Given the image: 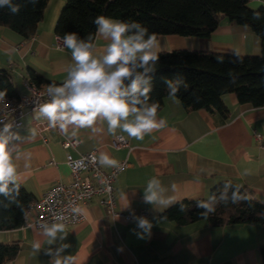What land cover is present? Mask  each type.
<instances>
[{
    "label": "crops",
    "instance_id": "0c3cea01",
    "mask_svg": "<svg viewBox=\"0 0 264 264\" xmlns=\"http://www.w3.org/2000/svg\"><path fill=\"white\" fill-rule=\"evenodd\" d=\"M64 2L48 1L36 33L26 41L0 26V70L10 74L19 96L26 93L23 83L29 70L46 82L61 84L72 64L68 49L55 48L54 27ZM248 6L264 7V0H250ZM157 40L158 53L173 50L241 56L261 53V43L251 29L225 18L206 39L159 36ZM95 42L94 55L100 56L106 42L100 37ZM222 100L227 108L225 116L186 111L177 99L166 98L158 110V119H164L165 125L145 135L143 140L130 138L120 130L115 135L109 134L102 119L94 130L78 129L75 130L78 135L70 138L62 132L41 128L39 114L26 113L21 125L9 135L18 183L33 196V202L56 184L71 180L65 162L67 155L78 157L93 151L99 160L101 153H107L118 163L127 164L113 181L115 211L126 214L144 210L153 226L150 236L138 238L136 232L141 230L133 219L126 221L121 216L109 215L100 204L103 195L94 196L80 206L83 220L65 225V233H58L52 243L44 235V228L29 226L25 221L19 228L0 231V243H16L19 247L15 258L4 264H55L57 259L63 264L66 256H73L74 264H262L261 226L214 228L204 220L179 225L162 217L169 207L143 200L147 181L157 177L160 180L157 191L162 197L171 198L173 204L184 199H206L210 190L225 180L244 187L264 203V107L241 105L233 94L224 95ZM68 131L71 134L74 129L69 127ZM255 134L261 140H256ZM119 135L127 141L126 147L114 144ZM73 139L79 140L76 147L63 148L64 140ZM100 167L105 171L112 168ZM245 170L250 175H243ZM32 216L29 212V217ZM34 243L40 245L37 252L33 251ZM63 245L69 247L61 251Z\"/></svg>",
    "mask_w": 264,
    "mask_h": 264
},
{
    "label": "trees",
    "instance_id": "16d2710c",
    "mask_svg": "<svg viewBox=\"0 0 264 264\" xmlns=\"http://www.w3.org/2000/svg\"><path fill=\"white\" fill-rule=\"evenodd\" d=\"M49 0H13L20 4L18 14H12L7 7L0 8V26L17 33L26 41L34 36L42 21ZM250 0H65L56 20L54 33L62 38L65 32H76L80 38L95 34L93 19L98 15L135 20L159 36H179L206 39L225 18L240 26H246L261 43L258 56L205 53L201 51L173 50L159 52V62L153 73H149L151 91L147 103H159L169 98L164 79L182 76L186 87L180 85L175 99L186 111H207L225 116L227 108L222 97L233 94L241 105L254 108L264 107V7L251 9ZM259 14V19L255 15ZM139 70V69H138ZM27 83L40 86L46 82L33 70H29ZM0 93L17 100L10 74L0 70ZM143 99V98H142ZM158 109V110H159ZM228 185V187H225ZM10 187H12L10 185ZM239 189L241 195L250 200L231 202L232 192ZM227 194L228 202L220 200ZM215 201H211V197ZM34 201L33 196L22 186L19 194L9 197L0 195V231L13 230L22 226L24 213ZM198 201L212 203L216 211L207 217L200 215L205 210L196 207ZM187 206L180 212L179 206ZM162 217L179 225H187L200 220L214 228L224 226L259 225L264 230V203L256 200L251 193L232 181L225 180L215 185L206 199L176 202L166 209ZM19 250L16 243H0V264L15 258ZM261 263L264 264V245L259 249Z\"/></svg>",
    "mask_w": 264,
    "mask_h": 264
},
{
    "label": "clouds",
    "instance_id": "9594fccd",
    "mask_svg": "<svg viewBox=\"0 0 264 264\" xmlns=\"http://www.w3.org/2000/svg\"><path fill=\"white\" fill-rule=\"evenodd\" d=\"M35 4L37 0H29ZM7 7L12 14H18L20 4L13 0H0V8ZM259 19V14L255 15ZM96 26L95 34L80 38L76 32H65L62 36V46L71 53L72 64L66 69V76L61 84L52 83L47 87L50 98L38 106L39 115L45 118L52 128H59L65 135L75 138L78 129H93L98 120L107 123V131L115 135L117 130L126 133L128 137L143 140L145 135L152 133L165 125V120L158 119L159 103H147L151 91L149 73H153L159 62L158 40L155 33L135 20L98 15L93 19ZM96 37L102 38L103 53L94 55ZM139 69V70H138ZM169 98L175 99L180 85L186 84L182 76L174 79H164ZM143 98V99H142ZM69 127L74 131L69 134ZM11 125H5L0 132V195L9 197L13 192L19 194L18 168L14 163L10 140ZM99 163L102 166L116 167L118 162L107 153H101ZM243 175H250L245 170ZM10 185L12 187H10ZM160 180L152 177L147 181L143 200L147 204L168 208L173 204L171 198H164L157 191ZM176 187L175 184L172 185ZM228 187V185H225ZM227 194H222L220 200L228 202ZM215 201V197L210 198ZM250 200L241 195L237 188L232 192L231 202ZM196 207L204 209L200 215L207 217L216 211L212 203L198 201ZM180 212H186L187 206L180 204ZM140 239L151 235L152 223L143 216L131 214ZM66 226L63 223H53L44 226V235L52 243L58 233L64 234ZM135 231V229L133 230ZM63 235L61 239H63ZM69 245H63L67 249ZM39 243H34L33 251H39ZM122 250V249H118ZM73 256H66L63 264H74ZM55 264H61L57 259Z\"/></svg>",
    "mask_w": 264,
    "mask_h": 264
},
{
    "label": "built area",
    "instance_id": "2783aa9c",
    "mask_svg": "<svg viewBox=\"0 0 264 264\" xmlns=\"http://www.w3.org/2000/svg\"><path fill=\"white\" fill-rule=\"evenodd\" d=\"M55 48L63 49L62 39L55 37ZM26 93L19 96L17 100L7 98L0 93V132L5 125H11L10 131L21 125V118L26 113H37L38 106L50 98L47 96L48 86H35L24 82ZM40 117V127L46 130L61 132L59 128L49 126L47 120ZM256 140H261L260 135L255 134ZM79 140H64L63 148H74ZM114 144L118 147H126L127 141L122 136H116ZM66 165L71 173V180L66 183H58L48 190L41 198L33 202L24 215L25 224L37 228L51 226L53 223L73 224L83 220L80 206L85 204L94 196L103 195L100 204L111 216H121L126 221L132 220V213L136 216L146 217L148 213L144 210L131 211L121 214L115 211V199L113 194V181L117 174L126 168V162L118 163L109 171L103 170L95 152L74 157L66 156ZM29 212L32 217H29Z\"/></svg>",
    "mask_w": 264,
    "mask_h": 264
}]
</instances>
